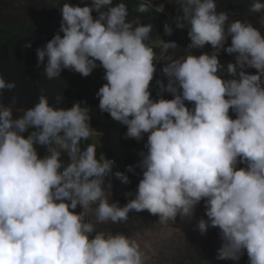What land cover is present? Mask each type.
Masks as SVG:
<instances>
[{
  "label": "clouds",
  "instance_id": "clouds-1",
  "mask_svg": "<svg viewBox=\"0 0 264 264\" xmlns=\"http://www.w3.org/2000/svg\"><path fill=\"white\" fill-rule=\"evenodd\" d=\"M113 1L59 0V30L36 49L49 80L73 76L88 96L0 100V264H148L131 236L168 224L183 246L185 233L198 241L161 264H264V35L246 21L264 0L234 18L227 1L176 0L171 25L157 0ZM149 10L158 26L136 17ZM158 27L162 48L149 40ZM221 50L235 55L227 78ZM15 87L0 77V93Z\"/></svg>",
  "mask_w": 264,
  "mask_h": 264
},
{
  "label": "trees",
  "instance_id": "trees-1",
  "mask_svg": "<svg viewBox=\"0 0 264 264\" xmlns=\"http://www.w3.org/2000/svg\"><path fill=\"white\" fill-rule=\"evenodd\" d=\"M3 1L0 0V77L6 82H14L16 87L11 90H3L0 93V100L6 105L11 104L12 98H16L14 107L27 109L38 102L40 95H45L50 105L54 107L70 108L72 105L57 102V96H73L82 98L88 96V85L73 76H63L49 80L41 68L47 62H37L36 49L42 48L60 27V22L53 16L44 18L41 21L33 20V13H29V7L24 5V13L17 20L8 16L3 10ZM26 1V0H24ZM46 0H42L44 2ZM129 6L142 3L135 0H125ZM56 5L59 0L52 1ZM114 3L122 0H114ZM251 0H227L225 12L230 18L246 17L250 8ZM141 23H151L158 26L160 17L148 11L145 13L136 12ZM132 14V13H129ZM63 35V33H60ZM30 43L31 47H25ZM44 69V68H43ZM73 71H70L71 74ZM102 79L104 72L101 74ZM104 83L106 81L103 79ZM167 81V77L164 82ZM44 148L38 147V152L44 154Z\"/></svg>",
  "mask_w": 264,
  "mask_h": 264
},
{
  "label": "rangeland",
  "instance_id": "rangeland-1",
  "mask_svg": "<svg viewBox=\"0 0 264 264\" xmlns=\"http://www.w3.org/2000/svg\"><path fill=\"white\" fill-rule=\"evenodd\" d=\"M63 1V0H61ZM227 0H215V3L217 5V11L221 9L225 2ZM80 6H84L86 4L90 3V0H78ZM77 2V3H78ZM3 8L2 10L13 19L21 17V15L24 13V5H27L29 7V13H33V20L34 21H41L42 19H46L50 16H53L55 13V10L57 9V6L52 1H44L41 0H26V1H20V0H4L3 1ZM157 4L160 6H163L164 12L167 14L168 24H175V17L178 15H181L180 6L176 3V0H157ZM58 15L61 16V12H58ZM93 17L95 18L97 13H92ZM247 22H250L253 24L254 27L259 29L261 31V34L264 35V11H261L259 13H252L249 15ZM182 30L177 31L178 33L182 34V49L187 51V45L190 42V39L187 35V28H181ZM157 35L164 39H168V35L164 33V27H158L156 29V33L152 32L150 35L149 40L151 43L159 48H162V39H159ZM231 43V39L229 38L225 44V47H227ZM211 46L205 45L203 49H192L191 54L193 55H200L202 52H211ZM188 52V51H187ZM189 54V53H188ZM218 59L221 61V63L225 66V71L222 70L221 72L226 73V66L229 62L235 63V55H229L225 53L223 50H221L220 54L218 55ZM160 68V66H158ZM157 68V69H158ZM256 70V69H255ZM222 74V73H221ZM224 78H227V73ZM166 77L162 74L160 77L161 81H164ZM157 78H154L149 85L150 91H157L158 87L156 85ZM165 84L167 83L164 82ZM185 104L187 107H192V104L190 102L185 101ZM90 112L92 114H96V108L90 107ZM21 115V113L17 112L16 109H13V116L17 117ZM105 135L107 136L110 141L112 139H115V136L113 134V131H105ZM201 207H203V202H201ZM186 225V224H182ZM180 229L175 228L173 224H168L165 228V234H158L154 235L153 238H150L148 234L143 230L141 235H132L131 238L136 239L139 241L140 239V246L141 250L144 253L145 259L148 264H161L160 260L165 259L167 262L172 261V257L174 252L180 251V252H189L191 253L193 251V247L197 244L198 238L193 233H185L183 237V241L185 243H189L190 246H183L182 240L180 239V233L178 232ZM219 246V243L216 241L213 246V250ZM211 250L210 246H206L204 249L200 250L202 254H208ZM173 262V261H172ZM179 262V259H176L174 261V264H177Z\"/></svg>",
  "mask_w": 264,
  "mask_h": 264
},
{
  "label": "bare ground",
  "instance_id": "bare-ground-1",
  "mask_svg": "<svg viewBox=\"0 0 264 264\" xmlns=\"http://www.w3.org/2000/svg\"><path fill=\"white\" fill-rule=\"evenodd\" d=\"M156 68H158V66H156ZM162 74H163V73H162ZM162 74H161V75H162ZM161 75L159 76V79H160Z\"/></svg>",
  "mask_w": 264,
  "mask_h": 264
}]
</instances>
